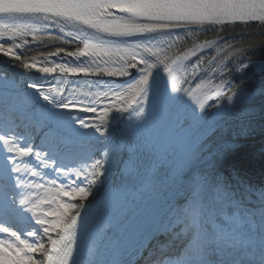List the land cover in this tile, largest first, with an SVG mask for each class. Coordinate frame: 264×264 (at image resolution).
<instances>
[{
    "label": "bare ground",
    "instance_id": "bare-ground-1",
    "mask_svg": "<svg viewBox=\"0 0 264 264\" xmlns=\"http://www.w3.org/2000/svg\"><path fill=\"white\" fill-rule=\"evenodd\" d=\"M16 19L34 20L48 34L39 36L32 29L0 27V104L36 124L39 139L60 137L78 154L95 147L92 143L96 141L111 145L115 138L126 142L121 167L113 175L107 172L97 180L91 177L80 183L83 188L94 183L97 186L83 194L81 202L72 204L78 203L77 208L67 211L65 225L52 233L43 264H55L98 196L104 192L98 200L104 203L112 194L119 175L130 164L137 141L148 135L149 162L180 110L203 89L197 90V83L210 81L214 72L232 77L233 70L237 74L231 79L233 83L230 80L227 86L217 87L216 94H223L222 99L204 102V107L208 104L203 111L200 108L198 123L178 147H166L159 153L152 160L156 166L151 171L143 167L109 218L120 214L147 175L145 188L155 186L154 192L149 197L140 194L138 201L127 206L131 210L138 206L137 212L124 220L118 218L114 227L101 225L87 250L99 246L92 264H110L120 249L122 258L129 256L154 218L160 221L168 217L194 192L209 208L206 200L226 173L259 194L264 191V155L259 152L264 148V132H259L264 130V70L256 71L254 80L247 83L237 81L246 80L238 76L263 67L258 62L264 61V17L237 16L219 21L197 17L179 0H0V21ZM121 32L135 35L117 39ZM91 37L105 46L91 41ZM32 68L40 71L39 77L28 73ZM217 85L211 81V87L203 93ZM162 92V114L157 124L147 129ZM232 92L248 96L209 120L218 109L211 105L219 107ZM219 120H223V129H216ZM188 122L181 117L178 129ZM246 125L260 128L247 135L250 130ZM213 129L218 131L213 133ZM109 145L96 147L103 152ZM179 153L184 158L173 167ZM162 163L167 166L156 171ZM260 212L256 215L261 220L264 216ZM172 226L169 222L161 227L152 252L172 250L170 243L162 244ZM1 236L5 237L0 232ZM180 244L178 240L175 249ZM87 261L89 258L81 264Z\"/></svg>",
    "mask_w": 264,
    "mask_h": 264
},
{
    "label": "rangeland",
    "instance_id": "rangeland-1",
    "mask_svg": "<svg viewBox=\"0 0 264 264\" xmlns=\"http://www.w3.org/2000/svg\"><path fill=\"white\" fill-rule=\"evenodd\" d=\"M3 26H12L15 29H32L36 32V35L39 36L48 34L46 28H44L43 26L41 27V25H38V23L34 20L25 21V19H16L10 20L8 22L0 21V27ZM133 35H135V32L132 34L121 32L120 34L116 35V37H119L117 39L127 40V38L129 39ZM170 38L173 39V36ZM174 38H179V36L175 35ZM90 39L96 44L104 45L103 42L95 38L91 37ZM117 48L120 49L122 47L120 46ZM131 49L135 51L138 50L135 48ZM258 64H263V67L260 68V70L246 73L252 76L250 79H238L237 81L247 83L245 81L254 80V73H256V71L264 70V61H259ZM27 71L29 73L30 69H28ZM215 73L216 72L212 73L210 76ZM1 79L2 76L0 75V80ZM231 81L233 83L234 80ZM229 82L227 83L229 84ZM262 89H264V86ZM221 95L222 99L223 94ZM246 96H248V94L245 92L244 94H238L236 99L234 100V103H237L240 98L244 99V97ZM15 100L17 99L12 98V101L17 102ZM219 105V107L217 106L218 109H221L222 106H232L228 105L227 99L222 100V103H220ZM257 106L259 105L257 104ZM218 109L213 111L209 120H212V118L218 115ZM0 115L4 116L0 118V127H3V129L0 130V180L1 182L5 181V186H7V192H5L4 194L0 190V213L4 214L5 210L9 208L11 204L10 200H12L11 196L17 197L18 201L20 198L25 196L29 197L33 202L40 201V206L35 214H33V212L31 211H28L27 207L19 205L16 210L12 212L13 225L7 222H1L0 225L8 227L17 232L20 239L31 242L32 245L36 246H32L33 248L39 249L40 247H43V249H45L46 251L48 245H50L51 243L52 233L56 229L65 225L64 222L67 211L78 207V203L77 205L72 204H74V202H81L82 195L85 194V192L89 194L90 191L97 186V183H94L92 187L83 188L82 185L80 186V183H82L84 179L92 177L97 180L98 178H101V176H104L109 168L108 165L110 163L109 161L112 158V154L114 155L115 153H113V151L115 150L114 145L117 143L115 141V138L111 145H109L110 143L108 141H96L92 143L94 146L101 145V147H105L109 145L107 150L101 152L94 150V147H89L86 149L85 153H81V155H79L80 157H85V160L74 161L72 160V156H69L67 153L74 154L77 151L75 152V150H73L70 145H67L63 140H61L60 137L53 139L47 137V140L39 139L40 132H38V129L35 127L36 124H30L29 121L25 120V118L23 117L24 114L10 109L1 103ZM15 116H17L18 120L13 122L12 117ZM14 126L25 127V130L24 132H22L21 136H19V131L12 132L9 130V127L13 128ZM247 128H249V126H247ZM259 128L260 126L250 127L248 129L250 131L247 133V135L256 132L252 130H259ZM5 129L7 131H5ZM261 129H264V127H261ZM228 130L229 129L227 128L224 131L226 132ZM217 131L218 130H215L213 131V133ZM259 132L263 133L264 130ZM213 133L211 135H213ZM9 144L15 147L30 150L29 155L17 156L15 152L9 153L7 151ZM47 146L48 149L45 150L43 147ZM182 158H184L183 153L177 154L176 161H174V164H172L173 167H175V163L178 164V160H181ZM14 164L18 165L20 169H22V171H13ZM153 165L149 168L150 171L153 169V167L156 166V164L155 166ZM165 165V163L159 164L156 171L162 167H165ZM150 171L148 172L150 173ZM145 178L146 179L144 180V182L140 184V187L137 188L134 194L128 197L125 208L120 211V214L115 219H112L110 228L114 227L115 224L118 223V218L124 220V218H127L133 212H137L138 206L134 205L133 210L128 209L127 206L138 201V199L140 198V194L149 197V195L154 192L155 186L149 189L145 188V183L147 182L148 175ZM17 180L22 181L23 186L18 185ZM81 188L84 189L85 192H80L79 189ZM141 199L143 200L146 198L142 197ZM70 200H72L73 203L70 202ZM41 220L43 222H40ZM29 234L30 236H28ZM3 235L5 237L1 236L0 238V264H31L30 261L19 259L18 255L11 250L7 252L5 251V249L3 248V243L7 241L8 243L15 244L16 240L6 233H4ZM102 238L103 234L100 240ZM98 249L99 246L96 245L95 247L90 248L87 254H85V258H89V261H87V263L91 262L92 264L91 259L96 256V251H98ZM26 255L33 257L34 260L40 261L41 264H43V262L46 260V255L41 254L39 251L27 252Z\"/></svg>",
    "mask_w": 264,
    "mask_h": 264
},
{
    "label": "clouds",
    "instance_id": "clouds-1",
    "mask_svg": "<svg viewBox=\"0 0 264 264\" xmlns=\"http://www.w3.org/2000/svg\"><path fill=\"white\" fill-rule=\"evenodd\" d=\"M210 87L211 81L208 80H202L196 85L197 90L201 88L209 89ZM236 97V92L228 95L226 97L228 105H232ZM211 106L217 107L216 104H212ZM226 112L227 106H222L221 109H218L217 114ZM216 129H223V120L217 122ZM216 129H213V131ZM215 191L221 192L224 195H234L225 191L222 184H218ZM196 195L194 192L193 197ZM260 197L264 200V191L260 193ZM164 211H167V209ZM168 219L172 220L173 227L179 225V230L173 232L172 236L173 240H179L184 246L180 248L178 253L173 251V254L164 260H161L155 252L150 253L149 258H146L149 260V264H205V260L211 250L210 245H219L222 242H226V236L221 230L217 229L213 234L206 227L211 219V211L199 199H188L184 204L178 205L169 213ZM241 223V221H237L238 226ZM185 241L187 242L184 243Z\"/></svg>",
    "mask_w": 264,
    "mask_h": 264
},
{
    "label": "snow or ice",
    "instance_id": "snow-or-ice-1",
    "mask_svg": "<svg viewBox=\"0 0 264 264\" xmlns=\"http://www.w3.org/2000/svg\"><path fill=\"white\" fill-rule=\"evenodd\" d=\"M248 7H252V6L249 5ZM145 80H146V78H145ZM143 82H145V81H141V83H143ZM200 108L201 109L204 108L203 102H200ZM7 151L9 153L15 152L17 156H26V155H29V152H30V150H28V149L15 147V146H12L11 144H9ZM13 171L20 172V171H22V169H20V167L18 165L14 164ZM17 184L23 186L22 181L17 180ZM79 191L85 192V190L82 188L79 189ZM85 194H87V193L85 192ZM109 199L111 201H113L114 203H118L124 199V196L121 193H112V194H110ZM18 203L21 206L27 207V210L33 212V214H35V212L37 211V209L40 206V201L33 202L27 196L20 198ZM228 219L234 220L235 218L228 217ZM40 222H43V221L41 220ZM111 223H112V218H106L104 221V227L110 229ZM0 232L6 233L7 235H9L10 237H12L13 239L16 240L15 244L8 243L7 241H5L3 243V248L5 249L6 252L11 250L12 252L16 253L18 255V258L21 260L30 261L31 264H41L40 261L34 260L33 257L26 255V253L39 251L41 254L46 255L47 253H46L45 249H43V247H40L39 249L33 248L29 242L20 239L17 232H15L14 230H12L8 227H5L3 225H0ZM53 243H55V242H53Z\"/></svg>",
    "mask_w": 264,
    "mask_h": 264
},
{
    "label": "water",
    "instance_id": "water-1",
    "mask_svg": "<svg viewBox=\"0 0 264 264\" xmlns=\"http://www.w3.org/2000/svg\"><path fill=\"white\" fill-rule=\"evenodd\" d=\"M31 73H32V74H35V75H39V72H38L36 69H33V70L31 71ZM163 95H164V93L162 92V93L159 95V98H160V99H161V98L163 99V98H164ZM157 101H158V100H157ZM191 103H193V102H191ZM196 105H197V104H193V105H191V106H195L196 108H195L194 110H192L191 113H190V110H189V113L192 114V115H190V118L193 117V116H195L196 112L200 109V107H197ZM198 117H199V114L196 115V116L194 117V120H193V122L190 123V125L181 127V128H180V131H179V134H180V135H183V136L186 135L187 132H188V130H189V128H190V126L194 124V122L198 119ZM179 134H178V135H179Z\"/></svg>",
    "mask_w": 264,
    "mask_h": 264
}]
</instances>
